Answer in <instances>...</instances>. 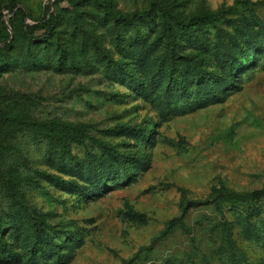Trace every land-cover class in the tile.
Returning a JSON list of instances; mask_svg holds the SVG:
<instances>
[{
	"label": "rangeland",
	"instance_id": "rangeland-1",
	"mask_svg": "<svg viewBox=\"0 0 264 264\" xmlns=\"http://www.w3.org/2000/svg\"><path fill=\"white\" fill-rule=\"evenodd\" d=\"M239 1L0 0V264H264V196H236L264 186V0Z\"/></svg>",
	"mask_w": 264,
	"mask_h": 264
},
{
	"label": "trees",
	"instance_id": "trees-1",
	"mask_svg": "<svg viewBox=\"0 0 264 264\" xmlns=\"http://www.w3.org/2000/svg\"><path fill=\"white\" fill-rule=\"evenodd\" d=\"M239 3H248L247 0L245 1H239ZM11 13H19L22 17H29L30 15L24 11L23 8L19 7L17 4L13 3L11 4L10 8ZM3 13L0 11V16H2ZM209 18H217L221 15V13H206L203 14ZM121 19H127L129 21L132 20V16L130 15H122L118 16ZM56 16L53 11L50 10V6H46L44 9V14L37 19H35V22L32 24L26 25V30L33 36H36L37 38H45L47 37L51 29L53 27V24L55 22ZM196 23H188L186 26L194 27ZM6 27V25H4ZM9 34L6 36V40L9 38ZM236 196L240 199H246V198H253V197H260L264 196V186L245 192V193H236Z\"/></svg>",
	"mask_w": 264,
	"mask_h": 264
}]
</instances>
